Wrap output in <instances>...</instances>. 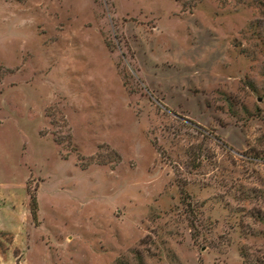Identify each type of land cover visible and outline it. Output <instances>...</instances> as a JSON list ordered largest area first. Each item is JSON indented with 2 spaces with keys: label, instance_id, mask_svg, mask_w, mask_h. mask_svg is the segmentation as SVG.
Wrapping results in <instances>:
<instances>
[{
  "label": "rangeland",
  "instance_id": "rangeland-1",
  "mask_svg": "<svg viewBox=\"0 0 264 264\" xmlns=\"http://www.w3.org/2000/svg\"><path fill=\"white\" fill-rule=\"evenodd\" d=\"M0 264H264V0H0Z\"/></svg>",
  "mask_w": 264,
  "mask_h": 264
},
{
  "label": "trees",
  "instance_id": "trees-1",
  "mask_svg": "<svg viewBox=\"0 0 264 264\" xmlns=\"http://www.w3.org/2000/svg\"><path fill=\"white\" fill-rule=\"evenodd\" d=\"M36 197L33 195H30V212L32 215V218H36V211H37V202Z\"/></svg>",
  "mask_w": 264,
  "mask_h": 264
}]
</instances>
